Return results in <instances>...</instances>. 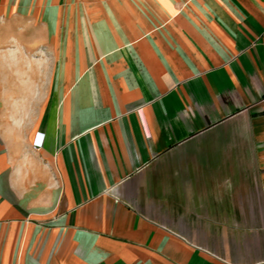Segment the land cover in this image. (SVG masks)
<instances>
[{
	"label": "crops",
	"instance_id": "0c3cea01",
	"mask_svg": "<svg viewBox=\"0 0 264 264\" xmlns=\"http://www.w3.org/2000/svg\"><path fill=\"white\" fill-rule=\"evenodd\" d=\"M0 264H264V0H0Z\"/></svg>",
	"mask_w": 264,
	"mask_h": 264
},
{
	"label": "built area",
	"instance_id": "2783aa9c",
	"mask_svg": "<svg viewBox=\"0 0 264 264\" xmlns=\"http://www.w3.org/2000/svg\"><path fill=\"white\" fill-rule=\"evenodd\" d=\"M35 143H36V144H39V142H38V141H36Z\"/></svg>",
	"mask_w": 264,
	"mask_h": 264
}]
</instances>
